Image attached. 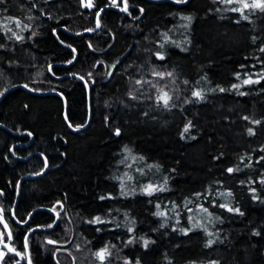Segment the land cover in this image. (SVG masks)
Masks as SVG:
<instances>
[{
    "label": "trees",
    "instance_id": "obj_1",
    "mask_svg": "<svg viewBox=\"0 0 264 264\" xmlns=\"http://www.w3.org/2000/svg\"><path fill=\"white\" fill-rule=\"evenodd\" d=\"M88 2L0 0V264H264V10Z\"/></svg>",
    "mask_w": 264,
    "mask_h": 264
},
{
    "label": "snow or ice",
    "instance_id": "obj_2",
    "mask_svg": "<svg viewBox=\"0 0 264 264\" xmlns=\"http://www.w3.org/2000/svg\"><path fill=\"white\" fill-rule=\"evenodd\" d=\"M228 3H232L233 0H227ZM240 3L243 4V9H248V8H259L261 10H264V0H257L256 3H253V4H248L246 2H244V0H239ZM86 7H92V4H91V0H89L88 4L85 5ZM123 11H127V4H126V0H125V7L122 9ZM233 12H242V9L241 8H232L231 9ZM247 18V17H245ZM184 19H190V17H185ZM16 25L19 27V24L20 22L19 21H15ZM99 26V25H97ZM8 31H11V29H8ZM13 36H16V33L13 32ZM17 39H22V37H19L17 36L16 37ZM262 51H264V49H262ZM160 59H163L162 56L159 57ZM113 68H115V65L112 66ZM111 74V73H109ZM155 76H157L160 80H164L165 79V74L164 73H154ZM172 74L171 73H167V76H171ZM239 78V77H238ZM253 81L251 79H248V80H245L244 83L245 84H248V83H252ZM258 82V81H257ZM137 84H140L142 83L140 80H137L136 81ZM153 87L155 88L156 86L153 85ZM233 87H237L236 85H233ZM157 91L160 93V95H158L156 97L157 101L158 102H162L163 105L165 107L168 106L169 104V101L171 100V97L168 95V93L166 91L163 90V88H158ZM193 96H196V97H199L200 96V93L199 92H193ZM246 119V118H245ZM258 123V122H257ZM189 128L186 126L184 131L185 132H188ZM249 132H251V129H249ZM117 135H119V131H117L116 133ZM142 159V158H141ZM123 162V161H122ZM229 172H232L233 170L232 169H228ZM163 187H159V188H153V186L151 184H149L147 186L146 189H144V191L147 192L148 195H151L153 191H163ZM221 207H227V205H220ZM157 207L159 208V205H157ZM229 211H233V209L229 208L228 209ZM203 211L207 212V209H203ZM238 211V210H237ZM156 215H165V213L163 212H157ZM191 219V218H190ZM97 220H99V218H97ZM5 228H7V224L4 225ZM194 227L198 226V225H193ZM49 227H51V225H49ZM211 235V234H209ZM3 236V233H0V237ZM9 238H10V234H9ZM131 242V241H130ZM48 243H52V244H55L56 242L55 241H48ZM148 242L145 241V245L147 244ZM209 245H211L213 243V241H209L208 242ZM10 251H14V249H9ZM107 248H104V249H101L99 252L95 253L94 255L96 257H98L101 261H103L105 259V255L107 253Z\"/></svg>",
    "mask_w": 264,
    "mask_h": 264
},
{
    "label": "water",
    "instance_id": "obj_3",
    "mask_svg": "<svg viewBox=\"0 0 264 264\" xmlns=\"http://www.w3.org/2000/svg\"><path fill=\"white\" fill-rule=\"evenodd\" d=\"M63 78H65V77H63ZM63 78H60V80H63ZM11 90V89H10ZM8 93V92H7ZM85 128H87V126L85 127ZM85 128H82V129H80V130H85ZM23 160H27L28 158H22ZM48 168H49V164L47 165V167H46V169H45V171L44 172H42V173H39V174H37V175H25L24 177H23V179H21V181H20V183H19V186H20V184L23 182V180H28V179H34V178H38V177H41L42 175H44L45 174V172L48 170ZM17 203H18V201H17ZM16 203V204H17ZM15 207H16V205H15ZM56 216H57V219L59 218L58 217V214H56ZM1 218V217H0ZM59 223V219L57 220V222L52 226V227H49L48 229H44V231H48V230H51V229H53V228H55V226H57V224ZM4 248H9L8 247V245H3V246H0V252H1V250L2 249H4ZM0 259H1V255H0Z\"/></svg>",
    "mask_w": 264,
    "mask_h": 264
}]
</instances>
